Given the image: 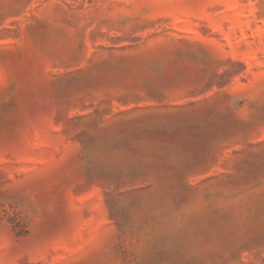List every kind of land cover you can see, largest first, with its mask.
Listing matches in <instances>:
<instances>
[{
  "label": "rangeland",
  "instance_id": "rangeland-1",
  "mask_svg": "<svg viewBox=\"0 0 264 264\" xmlns=\"http://www.w3.org/2000/svg\"><path fill=\"white\" fill-rule=\"evenodd\" d=\"M0 264H264V0H0Z\"/></svg>",
  "mask_w": 264,
  "mask_h": 264
}]
</instances>
